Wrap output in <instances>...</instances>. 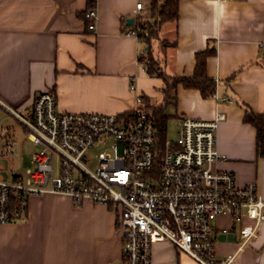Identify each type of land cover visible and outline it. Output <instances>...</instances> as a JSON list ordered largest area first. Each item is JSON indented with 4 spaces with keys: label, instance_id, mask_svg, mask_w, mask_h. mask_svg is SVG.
Instances as JSON below:
<instances>
[{
    "label": "crops",
    "instance_id": "1",
    "mask_svg": "<svg viewBox=\"0 0 264 264\" xmlns=\"http://www.w3.org/2000/svg\"><path fill=\"white\" fill-rule=\"evenodd\" d=\"M137 2L144 6L140 13ZM146 7L147 0H94L95 30L89 31L88 0H0V110L31 119L35 97L46 90L54 93L57 110L67 113L122 115L137 97L150 108L162 106L164 82L141 72L144 39L126 34L141 29L140 17L151 21ZM178 10L177 20L160 26L152 56L164 74L191 78L196 54L214 49L206 75L215 82L217 99L179 84L163 114L176 131L181 117L211 120L223 113L216 132L218 168L231 173L238 187L255 184L264 200V159L257 155L255 129L243 122L244 107L264 114V0H178ZM18 144L6 156L14 157ZM118 213L67 196L28 197L25 220L0 225V264H118ZM214 229L217 260L230 255L231 264H264V222L253 230L249 219L233 223L221 216ZM151 264L197 263L158 242Z\"/></svg>",
    "mask_w": 264,
    "mask_h": 264
},
{
    "label": "built area",
    "instance_id": "2",
    "mask_svg": "<svg viewBox=\"0 0 264 264\" xmlns=\"http://www.w3.org/2000/svg\"><path fill=\"white\" fill-rule=\"evenodd\" d=\"M135 8L144 10L141 2ZM84 17L87 29L94 31L95 9ZM138 31L126 34L143 39ZM140 67L148 74L145 62ZM221 100L231 102L227 96ZM136 101L127 115L67 113L57 110L54 93L46 90L35 97L31 119L9 109L37 149L23 175L9 181L0 175V225L24 221L28 197L67 196L75 203L118 210V264H151L152 246L158 242L170 243L197 264H231L233 256L215 258L216 220L249 219L254 230L264 222V200L255 184L238 187L231 173L218 168L222 156L216 132L225 115L181 117L176 139L162 141L151 114L139 107L138 97ZM15 145V140H5L4 154L12 155ZM100 146L91 171L87 154Z\"/></svg>",
    "mask_w": 264,
    "mask_h": 264
},
{
    "label": "trees",
    "instance_id": "3",
    "mask_svg": "<svg viewBox=\"0 0 264 264\" xmlns=\"http://www.w3.org/2000/svg\"><path fill=\"white\" fill-rule=\"evenodd\" d=\"M148 1V11L150 22L148 28V34L146 37L141 34L139 29L140 38L144 39L145 45L147 47L146 51L141 53L139 61L145 62V67L149 75L155 74V76L164 82V96L165 100L163 105L167 103L169 98V93L176 88L177 85L181 84L187 89H197L201 96L204 98H209L214 95L215 92V82L209 79L206 75V59L210 56H214V49H206L203 52L196 54V65L194 69V74L191 78H178L172 77L164 74L161 69H159V60L152 56V44L158 41V33L160 26L165 22L175 21L178 18V0H147ZM94 0H88V9L92 8ZM87 9V10H88ZM86 10V11H87ZM85 18V17H84ZM163 47H168L171 43L166 41H160ZM139 107L143 110H151V118L155 123V128L158 132L159 137L165 138L166 134V123L167 117L163 114V105L158 107L150 108L147 100L142 97H138ZM130 112V111H129ZM129 112L123 114L127 115ZM243 122L252 126L256 131V148L258 158L264 159V114L259 115L253 113L247 107H244Z\"/></svg>",
    "mask_w": 264,
    "mask_h": 264
},
{
    "label": "rangeland",
    "instance_id": "4",
    "mask_svg": "<svg viewBox=\"0 0 264 264\" xmlns=\"http://www.w3.org/2000/svg\"><path fill=\"white\" fill-rule=\"evenodd\" d=\"M147 11L148 8L146 7ZM139 24L141 31L145 33L148 32L149 22H144L143 17L139 18ZM142 34L144 35V33ZM152 104H159V101L156 99H151ZM151 114L149 109L146 110ZM166 134L164 135L168 140L176 139V131L172 121H167L166 123ZM26 130L23 127L22 123L16 118L10 116L4 111L0 110V175L7 181H9L13 174H22L26 169L30 167L29 161L31 154L37 149L26 137ZM8 138H11L18 142L16 153L14 157H9L4 154V141ZM164 138V139H165ZM103 150V147H95L88 152L87 156L89 158V163L87 167L93 171L95 155Z\"/></svg>",
    "mask_w": 264,
    "mask_h": 264
},
{
    "label": "water",
    "instance_id": "5",
    "mask_svg": "<svg viewBox=\"0 0 264 264\" xmlns=\"http://www.w3.org/2000/svg\"><path fill=\"white\" fill-rule=\"evenodd\" d=\"M127 23L130 24V25H132V23H133V19H128V20H127ZM128 24H127V25H128ZM146 49H147V47L144 48V51H146ZM144 51H143V52H144Z\"/></svg>",
    "mask_w": 264,
    "mask_h": 264
}]
</instances>
